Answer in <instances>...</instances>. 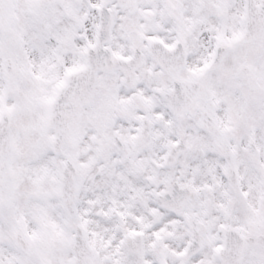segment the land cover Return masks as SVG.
<instances>
[{
  "label": "snow or ice",
  "instance_id": "1",
  "mask_svg": "<svg viewBox=\"0 0 264 264\" xmlns=\"http://www.w3.org/2000/svg\"><path fill=\"white\" fill-rule=\"evenodd\" d=\"M0 264H264V0H0Z\"/></svg>",
  "mask_w": 264,
  "mask_h": 264
}]
</instances>
